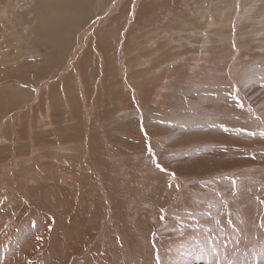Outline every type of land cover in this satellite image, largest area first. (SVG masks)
<instances>
[{"label": "rangeland", "instance_id": "374dc122", "mask_svg": "<svg viewBox=\"0 0 264 264\" xmlns=\"http://www.w3.org/2000/svg\"><path fill=\"white\" fill-rule=\"evenodd\" d=\"M37 2L0 0V264H264V0H91L55 68Z\"/></svg>", "mask_w": 264, "mask_h": 264}, {"label": "bare ground", "instance_id": "6f19581e", "mask_svg": "<svg viewBox=\"0 0 264 264\" xmlns=\"http://www.w3.org/2000/svg\"><path fill=\"white\" fill-rule=\"evenodd\" d=\"M32 1H34V3H35L36 0H32ZM11 3H13V4H10V6H8V4H7L5 6L4 10H2V12H3L2 15H4L6 18H10L11 16L16 18L15 14H13L11 11L18 9V7L21 6V2H18V1H14ZM31 5H32V3H31ZM33 5H34V7H31L32 9H31L30 14H29L30 19L28 18V16L23 17V16L19 15L20 17H22L21 19L24 20V22L26 24L30 25V27H29L30 28V36H27V37L25 36L24 40H26L27 45L30 46L31 48H33L35 51L39 50V52H40V50H42L44 53H46L47 51L48 52L50 51V53L57 54V57L55 60H47V62L49 63V66H52L53 68H55L56 65H59L62 63L61 57L65 54V52H67V50L70 46L71 38L73 35H75L73 33L75 31L77 32L83 26V24L90 19L92 12H93V9H91L92 7L91 8H89V7L92 6V2H91V0H38V2L36 4H33ZM103 6H105V5H103ZM107 6H109V4ZM11 8H12V10H11ZM101 9H103V8H101ZM9 10H11V11H9ZM98 10H97V12H99ZM18 11L20 12L21 10L18 9ZM95 11H96V9H95ZM103 13H104V10H103ZM94 20H95V18H94ZM24 22H23V25L25 24ZM12 23L13 24L16 23L15 19L12 21ZM10 24H11V22H10ZM31 27H32L33 33L31 32ZM1 30H2V32H1ZM1 33H3V28L0 26V34ZM99 44H98V46H99ZM101 45H102V43H101ZM96 46H97V44H96ZM10 52L13 53V50H11ZM10 55H11V53H10ZM13 56L15 57V59L17 58V56H15V55H13ZM49 59H51V58H49ZM12 61L14 62V60H12ZM23 63L26 66L28 64V63H26V59L23 60ZM82 63H84V62H82ZM40 66H41V71H31L32 74H36L39 72L38 76H37L38 78L44 76V73L46 70V68L43 66V64L39 65V67ZM23 69H24V67H22V70ZM0 72H1L0 75L3 74V71L0 70ZM12 72H14V71H11V70L4 71L6 76L11 74ZM5 74H4V77H5ZM27 243L29 244V242H27ZM11 252H13V251H11ZM6 253H8V252H6ZM9 254H11L10 251H9ZM7 257H6V259H7ZM8 260H9V258H8Z\"/></svg>", "mask_w": 264, "mask_h": 264}, {"label": "snow or ice", "instance_id": "6c2138e0", "mask_svg": "<svg viewBox=\"0 0 264 264\" xmlns=\"http://www.w3.org/2000/svg\"><path fill=\"white\" fill-rule=\"evenodd\" d=\"M241 107H243V105H241ZM157 167L159 168V167H160V165H159V164H157ZM161 170H163V169H161ZM172 175L174 176L175 174L173 173ZM161 219H163V217H161ZM261 226H262V227H264V224H262Z\"/></svg>", "mask_w": 264, "mask_h": 264}, {"label": "crops", "instance_id": "0c3cea01", "mask_svg": "<svg viewBox=\"0 0 264 264\" xmlns=\"http://www.w3.org/2000/svg\"><path fill=\"white\" fill-rule=\"evenodd\" d=\"M0 106L2 107V104H0ZM3 108V107H2Z\"/></svg>", "mask_w": 264, "mask_h": 264}]
</instances>
